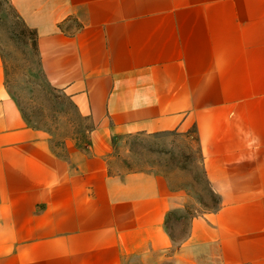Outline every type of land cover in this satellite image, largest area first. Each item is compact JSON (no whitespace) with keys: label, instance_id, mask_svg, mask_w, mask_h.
Segmentation results:
<instances>
[{"label":"crops","instance_id":"0c3cea01","mask_svg":"<svg viewBox=\"0 0 264 264\" xmlns=\"http://www.w3.org/2000/svg\"><path fill=\"white\" fill-rule=\"evenodd\" d=\"M87 142L28 124L0 61V264H264V0H9ZM194 133L219 196L174 243L175 178L129 137Z\"/></svg>","mask_w":264,"mask_h":264},{"label":"rangeland","instance_id":"374dc122","mask_svg":"<svg viewBox=\"0 0 264 264\" xmlns=\"http://www.w3.org/2000/svg\"><path fill=\"white\" fill-rule=\"evenodd\" d=\"M36 29L29 26L9 0H0V61L9 95L25 121L54 135L56 145L63 137L87 142L89 121L76 112L62 90L41 67ZM129 168L160 170L173 176L186 199L168 215L167 229L178 242L193 216L214 210L219 196L203 172L196 138L187 134H135L129 137Z\"/></svg>","mask_w":264,"mask_h":264}]
</instances>
